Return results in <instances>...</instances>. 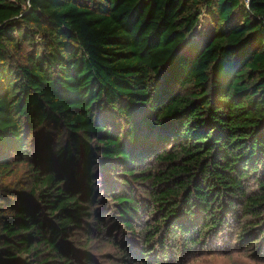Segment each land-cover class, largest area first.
Returning a JSON list of instances; mask_svg holds the SVG:
<instances>
[{
	"label": "trees",
	"instance_id": "1",
	"mask_svg": "<svg viewBox=\"0 0 264 264\" xmlns=\"http://www.w3.org/2000/svg\"><path fill=\"white\" fill-rule=\"evenodd\" d=\"M246 1L0 0V264L89 263L111 204L141 264L161 263L143 223L164 257L241 217L259 241L264 0Z\"/></svg>",
	"mask_w": 264,
	"mask_h": 264
},
{
	"label": "rangeland",
	"instance_id": "2",
	"mask_svg": "<svg viewBox=\"0 0 264 264\" xmlns=\"http://www.w3.org/2000/svg\"><path fill=\"white\" fill-rule=\"evenodd\" d=\"M244 1L247 3L246 0ZM233 20L236 23L242 21V12L240 10L235 11ZM213 30L212 19L205 9L200 17L199 24L183 43V51L187 53L197 52L211 37ZM139 194L141 193L139 192ZM107 211L114 214V217H107L106 221L109 226L102 233L94 235H99V239L96 238L94 244L87 249L92 255L91 261L89 263L83 262V264H141V261L137 260V256L131 255V257L128 256L126 259V254L122 247H127L128 245L126 243L128 232L122 226L121 218L116 215L112 204ZM144 217V215L140 217L139 224L143 222ZM241 218L243 219L242 222L232 221L231 227L227 228L225 232L218 235L214 234L207 238L203 245L190 251H186L183 245L181 247L178 246L167 235L168 241L165 237L164 250L168 249L171 257H164L167 254L161 255V251H159L161 247L158 243L145 244L144 236L142 237L140 233L144 223L141 224V229L137 230V236H135L137 238L132 236L131 239L135 240L133 244L140 243L141 246L143 245L150 249V252H156L157 257L155 258L161 262L160 264H264V234L256 243L257 238L260 237L258 227H254L250 231L241 230L240 224L243 222L248 227L250 226L249 219ZM176 242L180 243L177 240ZM140 253L141 251L138 252V255ZM146 261L149 264L158 263L154 259L151 261L150 254L146 256Z\"/></svg>",
	"mask_w": 264,
	"mask_h": 264
}]
</instances>
